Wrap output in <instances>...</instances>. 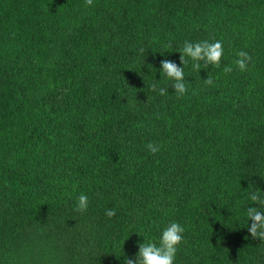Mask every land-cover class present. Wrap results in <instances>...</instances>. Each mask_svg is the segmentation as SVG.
I'll return each mask as SVG.
<instances>
[{"label": "trees", "instance_id": "1", "mask_svg": "<svg viewBox=\"0 0 264 264\" xmlns=\"http://www.w3.org/2000/svg\"><path fill=\"white\" fill-rule=\"evenodd\" d=\"M186 40L224 55L189 60L177 98L160 61ZM248 187L264 192V0H0V264H124L173 221L174 264H264Z\"/></svg>", "mask_w": 264, "mask_h": 264}, {"label": "clouds", "instance_id": "2", "mask_svg": "<svg viewBox=\"0 0 264 264\" xmlns=\"http://www.w3.org/2000/svg\"><path fill=\"white\" fill-rule=\"evenodd\" d=\"M86 6H92L93 0H85ZM171 47V44L167 45ZM144 49H140V53H144ZM180 66L174 61L163 59L160 61V70L164 77L172 81L171 88L174 89V94L177 98L183 97L189 88V83L186 82L184 75V65L192 62V69L197 73L202 69H207L209 65L216 68L220 67V61L224 55V48L221 41L209 42H190L184 41L180 50ZM237 59L234 61L236 68L243 72L248 70L249 64L252 62V56L241 50L237 54ZM203 62V63H201ZM233 68L225 66L223 72L225 74L231 73ZM212 72H209L207 78L203 80L204 85L212 86L214 83ZM152 90H157V84L152 85ZM159 95H168V89L159 88ZM149 152L155 154L159 151V146L152 143L146 145ZM247 193V198L252 202L251 204L259 205V207H247L245 215L247 221H251L248 226V233L253 239L264 241V192L258 188L248 187L244 190ZM88 208V197L81 193L77 197V206L75 211L83 213ZM105 215L112 218L116 215L115 209H109ZM184 228L181 224L173 221L167 224L161 231L159 242L154 243L145 241L138 245V252L134 257H125L124 264H174L178 246L183 241Z\"/></svg>", "mask_w": 264, "mask_h": 264}]
</instances>
